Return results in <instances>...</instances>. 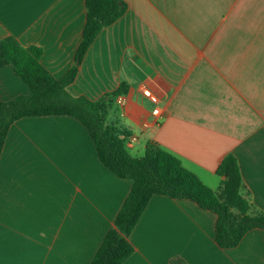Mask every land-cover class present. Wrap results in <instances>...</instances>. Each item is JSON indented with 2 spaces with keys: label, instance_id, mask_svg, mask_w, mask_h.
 Masks as SVG:
<instances>
[{
  "label": "crops",
  "instance_id": "obj_1",
  "mask_svg": "<svg viewBox=\"0 0 264 264\" xmlns=\"http://www.w3.org/2000/svg\"><path fill=\"white\" fill-rule=\"evenodd\" d=\"M84 1L0 0V40L40 48L60 79L75 64ZM121 1L123 15L98 33L67 93L96 101L123 84L106 122L137 137L132 157L153 141L217 190L215 170L231 154L264 213V0ZM27 93L11 66L0 68V101ZM129 189L74 119L14 122L0 154V264H88ZM214 223L190 201L153 196L122 264H264L263 230L221 249Z\"/></svg>",
  "mask_w": 264,
  "mask_h": 264
},
{
  "label": "trees",
  "instance_id": "obj_2",
  "mask_svg": "<svg viewBox=\"0 0 264 264\" xmlns=\"http://www.w3.org/2000/svg\"><path fill=\"white\" fill-rule=\"evenodd\" d=\"M85 21L81 40L75 50L74 66L55 79L40 64L41 49L24 48L12 37L0 40V68L11 66L28 88L26 95L0 101V154L11 125L23 118L69 117L77 121L93 142L101 165L119 179L130 182L129 192L116 213L88 264H122L134 252L128 238L153 196L186 200L215 216L214 242L221 249L236 247L249 231H264V213L254 211L244 192L236 158L227 154L215 174L220 187L212 190L180 160L148 141L142 157H132L121 136H127L114 124L106 122L115 98L126 94L120 85L96 101L71 97V84L86 51L98 33L119 19L126 8L121 0H85Z\"/></svg>",
  "mask_w": 264,
  "mask_h": 264
},
{
  "label": "built area",
  "instance_id": "obj_3",
  "mask_svg": "<svg viewBox=\"0 0 264 264\" xmlns=\"http://www.w3.org/2000/svg\"><path fill=\"white\" fill-rule=\"evenodd\" d=\"M150 100L154 103L157 104L156 99L152 96L149 95ZM115 103L116 105H122L124 103V95H119L115 98ZM159 114V110L157 107H155L152 110V115L157 116ZM121 138L124 140V144L126 148H129L132 146V144L136 141L137 137L135 135H127L121 136Z\"/></svg>",
  "mask_w": 264,
  "mask_h": 264
},
{
  "label": "rangeland",
  "instance_id": "obj_4",
  "mask_svg": "<svg viewBox=\"0 0 264 264\" xmlns=\"http://www.w3.org/2000/svg\"><path fill=\"white\" fill-rule=\"evenodd\" d=\"M112 108H113V107H112ZM113 111H116V109L114 108ZM130 155H132L131 152H130ZM132 156H133V155H132Z\"/></svg>",
  "mask_w": 264,
  "mask_h": 264
}]
</instances>
